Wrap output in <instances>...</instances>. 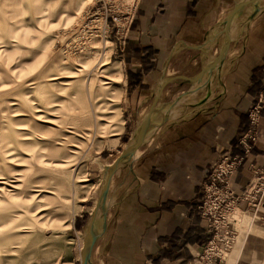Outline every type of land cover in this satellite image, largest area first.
Wrapping results in <instances>:
<instances>
[{"label":"crops","instance_id":"0c3cea01","mask_svg":"<svg viewBox=\"0 0 264 264\" xmlns=\"http://www.w3.org/2000/svg\"><path fill=\"white\" fill-rule=\"evenodd\" d=\"M239 1L139 0L118 60L124 81L115 147L122 150L133 140L164 80L193 77L218 55L222 22ZM257 9L254 15L253 5L244 7L229 28L230 43L212 72L215 78L207 72L195 83L176 79L164 86L156 106L196 88L194 103L160 112L151 138L111 177L105 227L99 221L101 234L90 257L96 252V264H201L198 254L211 234L198 212L200 183L220 155H241L236 141L249 128L247 113L259 97L257 140L232 178V189L240 195L264 179V0ZM188 93L177 101H187ZM110 156L95 158L103 162L91 169L100 180L114 161ZM97 194L76 216L79 204L75 232L84 235ZM240 219L247 233L221 264H264V205Z\"/></svg>","mask_w":264,"mask_h":264},{"label":"rangeland","instance_id":"374dc122","mask_svg":"<svg viewBox=\"0 0 264 264\" xmlns=\"http://www.w3.org/2000/svg\"><path fill=\"white\" fill-rule=\"evenodd\" d=\"M97 1L0 0V43H7L6 47L0 49V59H7L8 62L7 67L0 66V115L13 124L10 129L16 128L13 121L17 120L19 134L12 148L0 149V176L20 175L21 182L26 178L29 180L27 186H24L25 193H13L10 198L0 194V207L11 203L16 217L22 215L27 218L17 224L30 223V226L22 225L15 230L21 232L17 237L0 241L1 264H27L25 259L20 258L23 253L32 257L28 264H79L83 233L73 230V222L77 215L88 210L87 206L95 199L102 182L100 174L91 171L94 166H98L97 163H103L95 158L107 152L111 154L108 160H113L121 150L114 144L120 131L111 135L110 130L115 129L113 124L98 121L96 126L94 119L97 116L112 115L107 112L114 106L120 109L124 75L118 60L125 46L121 51L119 45L112 43L109 38L90 37L78 49L73 47L79 40L78 32L85 21V13L94 9L98 5ZM115 1L121 7H128L136 2ZM15 41L16 45L9 44ZM104 41H111L107 43L108 48H105ZM101 50L106 52L100 57L102 62L118 63L121 77L113 85L104 84L108 82L103 77V71L101 72L104 67H96ZM92 51L98 54L89 57L88 54ZM60 58L63 61L64 58L68 59L66 65L59 62ZM51 75L60 79L48 82L47 77ZM60 81L68 82L65 86L68 89L51 85ZM57 88L62 90L60 94L56 92ZM188 92L191 91L186 89L177 98L168 97L162 106L170 107ZM48 100L57 105L42 106L43 101ZM113 100L115 105L110 103ZM13 102L17 105L10 107L9 104ZM109 104L113 106L110 107ZM34 109L42 113L37 114ZM120 112L121 110L119 116ZM19 113L22 114L17 117L16 114ZM36 115L39 116L38 120L35 119ZM43 118H56L58 127L41 123L40 119ZM19 120L22 122L19 123ZM34 125H48L51 132L47 136L39 135L33 129ZM92 130L95 133L90 134ZM61 137L68 144H64L65 148L57 145ZM70 146L74 147L69 148ZM71 150H75L72 151L74 153ZM66 157V163L60 165ZM39 160L46 161V166L40 164ZM58 181H63L66 185L68 182V186L73 181L76 188V206H73L74 214L69 227H65V223L63 225V214L56 209L54 195ZM257 184V207L251 209L245 203L246 207L241 208L243 213L236 212L234 220L235 216L240 219L242 214H255L263 207L264 179ZM10 185L8 183L3 186V192H9L12 189ZM39 190L41 192L36 193ZM85 197L86 202L80 203L81 198ZM79 204L81 209L77 213ZM235 224L237 236L234 245H238L247 233V224L241 221ZM96 259L97 254L94 252L90 264H96Z\"/></svg>","mask_w":264,"mask_h":264},{"label":"built area","instance_id":"2783aa9c","mask_svg":"<svg viewBox=\"0 0 264 264\" xmlns=\"http://www.w3.org/2000/svg\"><path fill=\"white\" fill-rule=\"evenodd\" d=\"M138 1L131 6L121 7L115 0H98V5L85 13V21L78 32L79 40L73 47L78 49L86 38L102 37L109 38L112 43L119 45L122 51ZM262 104V98L259 97L248 110L249 128L236 141L241 155H220L211 165L210 173L205 175L200 183L201 203L198 212L204 228L211 234L209 241L198 254V260L202 264H220L233 247L237 236L234 214L243 213L240 203L245 202L251 209L257 207L258 184L255 183L240 195H236L232 189V178L257 140Z\"/></svg>","mask_w":264,"mask_h":264},{"label":"bare ground","instance_id":"6f19581e","mask_svg":"<svg viewBox=\"0 0 264 264\" xmlns=\"http://www.w3.org/2000/svg\"><path fill=\"white\" fill-rule=\"evenodd\" d=\"M32 1H35V0H32ZM235 24H236V18L232 21L230 27L234 26ZM221 35H223V32L221 33ZM104 39L108 40L107 38H104ZM110 42L109 41H104L105 48H108L107 43H110ZM6 44L7 43L1 42L0 43V49H3L4 47H6ZM9 44L12 45V46H14L17 43L15 41V42H11ZM105 53L106 52H104V50H101V52L99 53V57L97 58V62H96L97 63V66L96 67H98L100 69H102L104 67L101 70V72L103 71V75H104L103 77L105 78V80L108 81V82H104V84H106V85H113L114 83H117L116 80H118V81L120 80L121 75H120V72H119V67H118V63L117 62H114L112 64H108L107 62H102L103 59H101L100 57L104 56ZM97 54L98 53L96 51H92V52H90V54H88V56L90 57L92 55H97ZM213 59H215V57ZM67 61H68L67 58H64V61L61 58L59 60V62L60 63H63L64 65H66V62ZM7 64H8L7 59H2V60L0 59V66H4L5 65V67H7ZM77 67L79 69L80 68L82 69L81 66H77ZM216 69H218V64L216 65L215 68H213L212 70H210L208 72V73H211V75H213L212 76V79L216 77V73L212 74V72L216 71ZM42 73L40 74V77H41ZM105 73H107V74H105ZM110 75L111 76L114 75L113 76L114 78L111 77ZM58 79H60V78L58 76H56V75H51V76H48L47 77V81L48 82H50V81H53V82L54 81H58ZM67 83L68 82L60 81L56 85L54 83H51V85L53 84V86H58L59 88L63 87V88H67L68 89V87H65L67 85ZM33 84L34 83H32L31 85H33ZM27 85L29 86V84H27ZM194 85H192V86H194ZM0 88H2L1 84H0ZM59 88L55 89L58 94H60L61 91H62ZM1 91H2V89H1ZM196 91H197V89L194 88L191 92H189L188 93L187 101H185V102L176 101L170 107H168V106H161V104L158 105V106H156V110H155V112H154V114L152 116V126H151L150 130L148 131V133L146 134L143 144H145L151 138L152 134L155 132L156 117H157V115L160 112L165 111V110L170 109V108H173V107L181 108L182 107L181 105H183V104H186L189 107L190 105H192V103H194V99H195L194 97H195ZM46 101H43L42 106H45V105H48V104H51L53 106H56L57 105V104H54L56 102H53L51 100H48V102H46ZM110 103L111 104H114V100L111 101ZM9 105H10V107H15L17 104L15 102H13V103H11ZM112 106L110 105V107H112ZM110 107H107V108H110ZM41 110H43V109H41ZM34 112L37 113V114L42 113V111H40L38 109H36V110L34 109ZM0 113H1V110H0ZM107 113H110L112 115H108L106 117H104V116H97L94 119L95 120V125L97 126L100 121H103V122H105L107 124H113V126L115 127V129H114V131L113 130H110V133H111V135H116L120 131V123H121L120 116H119V110L117 109L116 106H114ZM21 114L22 113H19L18 115L16 114V116L17 117H20ZM37 117L39 118V116L36 115L35 119L38 120ZM21 120H19V123L22 122ZM40 120L42 121L41 123H47L49 125L58 127V126H56V118L55 119H49V118L45 119V118H43V119H40ZM12 125L13 124L10 123V120H5L0 115V149L1 150H5V149H7L9 147L12 148V144L14 142H16L18 140V138H19V134L17 133V130H18L17 129V125H18L17 122H14V126L16 127L15 129H10V127ZM33 129L35 130V132H37L39 135H42V136H47L51 132V129L48 127V125L47 126L46 125L45 126L44 125H42V126H40V125H36L35 126L34 125V128ZM92 133H95V132L92 130V132L90 134H92ZM64 137L59 138L58 141H57V145L60 146V147H62V148H65L64 147V144L66 146L68 145L67 143H65L66 142V139ZM25 139H28V137H26ZM133 139H134V137H133ZM73 147L70 146L69 148H73ZM13 150H14V148H13ZM72 151H75V150H71V153H74ZM69 152H70V150H69ZM66 159H67V157L64 159L63 164H60V165H64L66 163V161H65ZM128 161H126L123 165H120L118 167V169L115 171V173L117 171H119L120 167L124 166ZM45 162L46 161L39 160V163L42 164L43 166H46V163ZM110 164H108V165H110ZM19 178L22 179V177L20 175H17L16 177H10V176L4 177V176H0V194H5V196H7L8 198H10L13 195V193H16V192H18L17 194L25 193L24 189L26 190V187H24V186H27V183L29 182V180H27L28 178H26V180L24 182H21V180H19ZM111 181H112V178L110 180V183H111ZM8 183H11L10 187L12 189L9 192H7V191L3 192V186L7 185ZM110 183H109V185H110ZM74 191H76V188H75V185H74L73 181H70V186H68V182H67V185H66L65 182L58 181V184H57V187H56V190H55L54 197H55V202L57 204V206H56L57 211L59 210V212L61 214H63V219H61V221L63 222L65 220L63 222V225H64V223L66 224L65 227H69V225H70V223H71V221L73 219V214H74L73 206H76V202H74V200H75L74 199V197H75V192ZM39 192H41V190L36 191V193H38V194H39ZM107 199H108V196L106 197L105 206L107 204ZM11 205H12L11 203H7L4 207H2V208L0 207V221L2 222V223H0V241L7 240V239H11L13 237H17L19 234H21V232L15 231V230L18 229V228H20V226L27 225V224H29V226H30V223H27V224L26 223H24V224H17V223H20L23 220H27V218H25L22 215L19 216V218L16 217L15 216V213L13 214V208H12ZM77 207H79V206H77ZM106 209H107V206H106ZM97 214L100 215V210H98V213ZM19 215H20V213H19ZM235 220H236L237 223H239V221H241V219H239V216L237 218L235 216ZM10 224H13V225H10ZM4 225H6V226H5V228L2 229V227ZM54 243L57 244L59 242H54ZM20 258L25 259V261H26L27 264H28V261L32 259V257L28 253H25V254L23 253V255ZM0 264H1V261H0ZM89 264H90V262H89Z\"/></svg>","mask_w":264,"mask_h":264},{"label":"water","instance_id":"95a60500","mask_svg":"<svg viewBox=\"0 0 264 264\" xmlns=\"http://www.w3.org/2000/svg\"><path fill=\"white\" fill-rule=\"evenodd\" d=\"M257 1L258 0H242L237 3H235L232 7V9L229 11L228 15L223 20V35H224V42L221 46L218 55L213 59L210 63L206 64L199 73H197L193 77H173L169 78L163 81L158 86L157 94L154 96L153 101L150 105V108L147 111V114L144 118V120L141 122V124L137 127L135 133H134V139L131 140L121 151L120 154L116 157V159L108 166L105 167L102 182L100 183V187L98 189V194L96 198L95 205L92 209V212L89 217V221L86 225L84 235L82 238V246L80 249V259L79 264H89L91 253L93 250V247L95 243L97 242L100 232L97 231L96 227L101 222V230L105 227V219H106V197L108 194V188L109 183L111 180L112 175L115 173V171L118 169L120 165H123L126 161L130 159V157L134 154V152L143 145L144 139L148 131L150 130L152 126V116L156 110V103L158 101V98L160 97V94L164 88L165 85L170 83L173 80L180 79L183 81H188L191 83H195L200 78L210 70L216 67L217 64L222 63L224 60V56L227 52L230 39H229V27L232 23V21L238 16L240 11L248 6L253 5L254 15L257 14ZM253 15V16H254ZM98 210H100V215H98ZM102 232V231H101Z\"/></svg>","mask_w":264,"mask_h":264}]
</instances>
